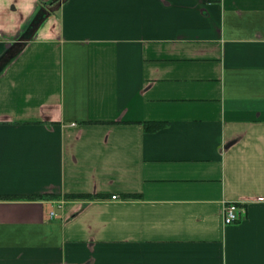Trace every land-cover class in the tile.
Returning a JSON list of instances; mask_svg holds the SVG:
<instances>
[{
    "label": "crops",
    "instance_id": "obj_1",
    "mask_svg": "<svg viewBox=\"0 0 264 264\" xmlns=\"http://www.w3.org/2000/svg\"><path fill=\"white\" fill-rule=\"evenodd\" d=\"M53 1L0 0V264H264V0H59L6 60Z\"/></svg>",
    "mask_w": 264,
    "mask_h": 264
},
{
    "label": "trees",
    "instance_id": "obj_2",
    "mask_svg": "<svg viewBox=\"0 0 264 264\" xmlns=\"http://www.w3.org/2000/svg\"><path fill=\"white\" fill-rule=\"evenodd\" d=\"M59 0H54L52 3H44L41 6L42 7H46L44 8L46 11V14H43L41 17H39V19H35L32 18L31 21L25 26L23 32L21 33V35L17 38V41L13 44V47L15 48L13 51V48H11L10 50H8L5 54V58L6 60H10V58L16 54L18 52V49L23 46L25 44V42L32 37V34L34 33V31L36 30L37 26H39V24H41V22L44 21V19L47 16V13H50L52 11V8L55 7V5H57ZM49 5V6H48ZM157 125V123H156ZM145 127L148 128V122H145ZM130 196H137L136 194H129ZM80 195H67L68 198L71 197H77Z\"/></svg>",
    "mask_w": 264,
    "mask_h": 264
},
{
    "label": "built area",
    "instance_id": "obj_3",
    "mask_svg": "<svg viewBox=\"0 0 264 264\" xmlns=\"http://www.w3.org/2000/svg\"><path fill=\"white\" fill-rule=\"evenodd\" d=\"M117 195H113V198H117ZM224 222L230 224L235 222L246 213V207L240 201H226L223 206Z\"/></svg>",
    "mask_w": 264,
    "mask_h": 264
}]
</instances>
